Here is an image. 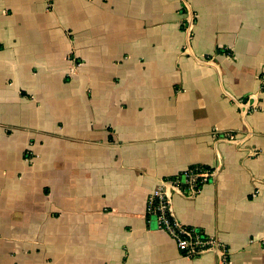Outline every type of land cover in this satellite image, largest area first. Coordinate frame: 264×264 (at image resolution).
I'll return each mask as SVG.
<instances>
[{
	"label": "crops",
	"instance_id": "crops-1",
	"mask_svg": "<svg viewBox=\"0 0 264 264\" xmlns=\"http://www.w3.org/2000/svg\"><path fill=\"white\" fill-rule=\"evenodd\" d=\"M264 264V0H0V264Z\"/></svg>",
	"mask_w": 264,
	"mask_h": 264
},
{
	"label": "built area",
	"instance_id": "built-area-1",
	"mask_svg": "<svg viewBox=\"0 0 264 264\" xmlns=\"http://www.w3.org/2000/svg\"><path fill=\"white\" fill-rule=\"evenodd\" d=\"M214 171L205 166L188 167L179 174L161 179L147 199L146 214L157 229L165 232L186 258L197 257L208 251H220V264H229L227 252L214 237L200 230L181 224L173 214V197L178 195L193 199L209 183Z\"/></svg>",
	"mask_w": 264,
	"mask_h": 264
}]
</instances>
